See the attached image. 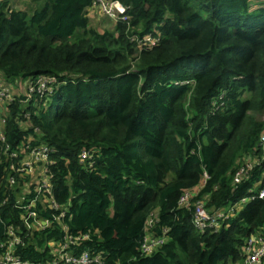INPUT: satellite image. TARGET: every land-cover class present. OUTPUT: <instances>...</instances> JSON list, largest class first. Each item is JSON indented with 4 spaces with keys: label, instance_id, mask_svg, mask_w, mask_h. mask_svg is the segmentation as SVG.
<instances>
[{
    "label": "trees",
    "instance_id": "16d2710c",
    "mask_svg": "<svg viewBox=\"0 0 264 264\" xmlns=\"http://www.w3.org/2000/svg\"><path fill=\"white\" fill-rule=\"evenodd\" d=\"M118 1L129 21L104 32L89 27L91 0H34L30 11L0 2L4 82L58 78L48 105L16 102L4 127L11 145L26 141L15 115L32 112L28 121L55 150L53 198L66 209L31 231L17 254L48 263L68 233L88 235L79 250L105 264H243L245 240L264 236V198L204 232L193 224V203L211 212L264 187V0ZM147 33L158 42L133 57L131 37ZM84 148L94 157L87 170ZM0 184L6 191L1 172ZM185 191H197L187 207L178 203ZM38 210L52 220L47 205ZM19 212L0 208V243L6 224L25 229ZM152 212L155 235L168 232L141 255Z\"/></svg>",
    "mask_w": 264,
    "mask_h": 264
},
{
    "label": "built area",
    "instance_id": "2783aa9c",
    "mask_svg": "<svg viewBox=\"0 0 264 264\" xmlns=\"http://www.w3.org/2000/svg\"><path fill=\"white\" fill-rule=\"evenodd\" d=\"M90 8L98 9L114 21L124 23L129 21L128 14H126L127 7L118 0H91ZM158 39L151 33L131 37L138 52L155 45ZM19 82L18 80V85ZM57 85L58 78L52 74L26 78L25 91L22 94H15L10 84L0 83V112L2 108L6 110L0 117V165H3L4 168V171L1 169L0 172L2 181L5 182L6 191L2 189V184H0V191H4L7 195L0 200V208L7 207L9 204L13 209L19 210L20 220L25 227L21 230V227L14 224L5 225L6 240L0 243V264H105L100 254L92 255L87 250H79L80 240L88 239V235L72 236L65 233L63 241L53 248L51 252L53 259L48 263H34L17 254V249L25 245V239L29 238L31 231L46 227L54 220H62L65 217L66 209L61 208L53 198L55 181L53 156L55 150L43 142L40 128L28 121L32 112L24 108L23 111H17L15 115V121L20 131H29V138L26 141L11 145L7 142L4 127L11 112V105L18 102L21 107H24L33 103L35 108L39 109L41 103L43 105L50 102L51 95ZM261 141L264 144V135ZM79 160L84 169L91 168L94 164L92 151L86 148L81 149ZM252 166L253 164L248 162L245 166L240 167L234 175V181L241 182ZM196 194L197 191L195 193L185 191L181 194L178 203L187 207ZM256 197L264 198V187L260 188L256 194L252 193L250 196L242 198L240 203H246ZM46 205L54 213L51 221L40 217L38 209H43ZM226 208L210 212L206 210L203 201L196 200L193 203L192 220L195 228L201 232L207 229H216L220 220L226 219L237 210L236 205ZM155 218V214L151 213L146 221L145 234L139 249L141 255L153 253L165 242L168 229L164 228L160 236L155 235L152 231L157 221ZM0 223L4 224L1 215ZM63 229L66 231V227ZM50 246L55 245L50 242ZM72 246H76V248H72ZM243 254V264H264V236L256 234L248 237L245 240Z\"/></svg>",
    "mask_w": 264,
    "mask_h": 264
},
{
    "label": "crops",
    "instance_id": "0c3cea01",
    "mask_svg": "<svg viewBox=\"0 0 264 264\" xmlns=\"http://www.w3.org/2000/svg\"><path fill=\"white\" fill-rule=\"evenodd\" d=\"M9 1V5L11 6V7H15V9L16 10H18V9H26L27 11H30L31 9H29V8H27L29 5H27V4H25V7H23V5L22 4H19V3H17L16 5L14 4V0H8ZM32 2H34V0H32ZM35 3V2H34ZM36 5V4H35ZM35 5H34V7H35ZM33 9V8H32ZM94 10V11H93ZM101 11H99L98 9H96V8H89L88 9V18H89V26H90V24H91V22H94V24H95V26L96 27H98L97 26V24L99 23V24H103L104 22L100 19V16H101V13H100ZM110 25H113V28L112 29H115V25H116V22L115 21H110V23L109 24H106L103 28H105L106 26H110ZM91 27V26H90ZM92 28H94V29H96L95 27H92ZM102 28V29H103ZM97 30V29H96ZM107 29H104L103 31H98V32H104V31H106ZM5 81V79L2 77V75H1V73H0V83L1 84H8V83H10V82H8V83H5L4 82ZM17 82H18V79H16V81H15V83H13V82H11L10 84H11V87H12V90H13V92L15 93V94H22V93H24V91H25V83H22L21 81L19 82V85L17 84ZM18 85V86H17ZM5 108H2L1 109V112H0V117L5 113ZM9 115H10V113H9ZM7 119H8V117H7ZM7 119H6V122H7ZM231 207V206H230ZM230 207H227L226 209H228V208H230ZM239 209H241V208H239ZM239 209H237V210H239Z\"/></svg>",
    "mask_w": 264,
    "mask_h": 264
},
{
    "label": "rangeland",
    "instance_id": "374dc122",
    "mask_svg": "<svg viewBox=\"0 0 264 264\" xmlns=\"http://www.w3.org/2000/svg\"><path fill=\"white\" fill-rule=\"evenodd\" d=\"M17 3L19 4H22L23 7H25V4L29 5L27 8L29 9H32L34 8V5L35 3L32 2V0H14V4L16 5ZM15 8V7H14ZM94 11V10H93ZM101 13V16H100V19L104 22L103 24H97L98 27L95 26L94 22H91L90 26L91 28L92 27H95L98 31H103L104 29H107V30H110L112 31L113 29V25H110V26H106L105 28H103L106 24H109L110 23V18L103 14L102 12ZM89 26V27H90ZM103 28V29H102ZM79 37V35L76 33L72 38H70V42H75L77 40V38ZM138 54V49L136 48V46L133 47V57H135L136 55ZM22 83H25V79H22L21 80ZM244 205V203H237L236 204V208L239 209V208H242ZM153 213V212H152ZM37 228H39L38 226H36ZM44 228V227H42Z\"/></svg>",
    "mask_w": 264,
    "mask_h": 264
},
{
    "label": "clouds",
    "instance_id": "9594fccd",
    "mask_svg": "<svg viewBox=\"0 0 264 264\" xmlns=\"http://www.w3.org/2000/svg\"><path fill=\"white\" fill-rule=\"evenodd\" d=\"M104 14V13H103ZM110 20H112V19H110ZM112 21H114V20H112ZM23 78H20V79H18L19 81H21ZM24 79H26V78H24ZM11 85V84H10ZM48 103L49 102H47L46 104H43L44 106H46V105H48ZM223 208H226V207H223Z\"/></svg>",
    "mask_w": 264,
    "mask_h": 264
}]
</instances>
